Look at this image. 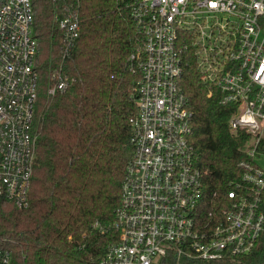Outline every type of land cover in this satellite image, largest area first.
Instances as JSON below:
<instances>
[{
    "label": "built area",
    "instance_id": "obj_1",
    "mask_svg": "<svg viewBox=\"0 0 264 264\" xmlns=\"http://www.w3.org/2000/svg\"><path fill=\"white\" fill-rule=\"evenodd\" d=\"M138 45L136 111L114 227L118 241L101 264H188L244 256L264 246V0H130ZM30 0L0 5V209L28 206L37 147L41 89ZM69 51L76 17L57 19ZM192 50L200 79L231 106V130L256 142L241 162L240 182L216 202L205 192L191 142L193 115L180 88ZM56 77L50 96L63 93ZM243 105L238 114L239 107ZM257 160V162L255 161ZM214 196V195H213ZM0 264L11 255L0 249Z\"/></svg>",
    "mask_w": 264,
    "mask_h": 264
},
{
    "label": "trees",
    "instance_id": "obj_2",
    "mask_svg": "<svg viewBox=\"0 0 264 264\" xmlns=\"http://www.w3.org/2000/svg\"><path fill=\"white\" fill-rule=\"evenodd\" d=\"M5 0H0V5ZM38 40L41 89L35 112L37 147L28 206L0 209V249L11 264H101L118 241L114 227L135 114L138 71L129 61L138 45L130 0H30ZM76 17L79 36L69 51L57 19ZM180 88L193 115L196 166L216 202L240 182L250 162L251 135L231 130V106L200 79L192 50L184 57ZM56 77L63 93L48 95ZM264 153V142L258 152ZM214 195V196H213ZM188 264H264V246L244 256Z\"/></svg>",
    "mask_w": 264,
    "mask_h": 264
},
{
    "label": "rangeland",
    "instance_id": "obj_3",
    "mask_svg": "<svg viewBox=\"0 0 264 264\" xmlns=\"http://www.w3.org/2000/svg\"><path fill=\"white\" fill-rule=\"evenodd\" d=\"M37 65H38V60H37ZM243 109V105H241L238 109V114L242 111ZM256 142V137H252L248 143H247V147H246V151H251L253 149V146ZM257 162V160H255ZM258 163L262 165V167L264 168V159H260L258 160Z\"/></svg>",
    "mask_w": 264,
    "mask_h": 264
}]
</instances>
